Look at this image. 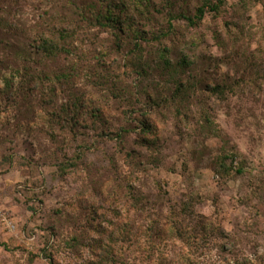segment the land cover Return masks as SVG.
<instances>
[{"label": "rangeland", "instance_id": "1", "mask_svg": "<svg viewBox=\"0 0 264 264\" xmlns=\"http://www.w3.org/2000/svg\"><path fill=\"white\" fill-rule=\"evenodd\" d=\"M122 1L0 0V264H264V0L197 27L204 0H125L122 34L34 48L48 14Z\"/></svg>", "mask_w": 264, "mask_h": 264}, {"label": "trees", "instance_id": "2", "mask_svg": "<svg viewBox=\"0 0 264 264\" xmlns=\"http://www.w3.org/2000/svg\"><path fill=\"white\" fill-rule=\"evenodd\" d=\"M124 6L121 4H117L115 8H112L111 6H106L104 11L105 13H100L98 15H81L82 21L80 20H72L71 19H63L59 16H50V19L48 20L47 25V19L45 20V26L47 28L46 31H40L39 34H37L39 30H37V27L34 30L36 38L33 39L35 46L34 48L37 49V53L39 52L43 57L45 58H57L60 55H67L70 52V48L72 46V41L75 38V35H84L89 31L92 26L93 27H99L102 31L107 30H113L117 34H122L125 32L126 29V23L125 19L121 18L122 13H126V2L125 0L122 1ZM223 5L222 0H204L202 2V5L196 9V12L193 17L188 15L187 13H180L179 19L185 21L189 26L191 27H197L201 21L204 19L207 13H215L217 12L221 6ZM114 9H120V14H117ZM85 25V26H81ZM38 26V25H37ZM42 27V26H38ZM86 38V37H85ZM122 40L118 38V42H121ZM93 45V53H94V59L97 58V62L94 60V64L96 66H104L106 67L108 56L106 55V51L108 50L107 47L102 46L100 52L97 51V47L95 48V44L93 42H90ZM37 46V47H36ZM95 48V49H94ZM98 56H101V60ZM92 57V58H93ZM91 60V59H90ZM103 64H102V63ZM181 64L183 67L187 66V62L184 60V57L182 59ZM74 68V66H73ZM71 67V70H73ZM67 75V73L65 74ZM71 76H67L66 79L70 80ZM58 78V77H57ZM94 81V78L92 82ZM185 89V85L180 82L178 86V93H182V91ZM176 94V95H177ZM52 97V96H51ZM88 98V97H87ZM75 101H67L66 103H63L61 106H59L57 112H58V118L60 122H62L64 126V130L72 133L73 128H77V123L80 121V118L78 114L76 113L78 110V105L81 102V100L85 99L84 96H81V98H74ZM175 99V97H174ZM91 101V100H90ZM58 103V101H57ZM182 105V103H180ZM174 106L177 111L181 110L180 105L177 103H174ZM181 113V112H180ZM63 118V119H62ZM62 119V120H61ZM142 131L145 135L152 133V129L150 126L142 125ZM75 133V132H74ZM121 137V136H120ZM66 162H70V159H66ZM184 212L187 211V208L183 209ZM197 225V224H196Z\"/></svg>", "mask_w": 264, "mask_h": 264}]
</instances>
